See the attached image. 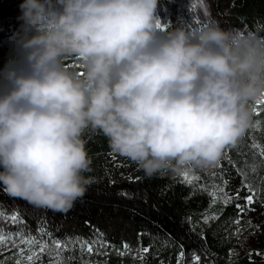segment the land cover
Masks as SVG:
<instances>
[{"label": "clouds", "instance_id": "9594fccd", "mask_svg": "<svg viewBox=\"0 0 264 264\" xmlns=\"http://www.w3.org/2000/svg\"><path fill=\"white\" fill-rule=\"evenodd\" d=\"M159 0H23L0 68V186L67 213L97 182L86 132L152 178L219 164L264 99V24L165 27ZM67 61L74 62L73 68Z\"/></svg>", "mask_w": 264, "mask_h": 264}, {"label": "trees", "instance_id": "16d2710c", "mask_svg": "<svg viewBox=\"0 0 264 264\" xmlns=\"http://www.w3.org/2000/svg\"><path fill=\"white\" fill-rule=\"evenodd\" d=\"M177 0H159L158 8L167 16L165 27H178L181 23L193 29L191 12L180 6ZM210 6L212 21L224 29L246 32L257 23L264 24V0H206ZM23 0H0V68L7 63L11 45L9 38L23 23L20 4ZM170 20V22H169ZM211 21V22H212ZM73 68L77 65L67 61ZM256 111V102H253ZM257 121L259 124L257 125ZM86 148L92 158V171L85 175L96 178L84 197L67 213L38 209L23 199L9 196L0 186V210L11 214L18 211L27 228L35 235L39 227L46 229L52 238L79 236L92 239L95 230L122 249L124 242L132 253L117 255L114 250L108 255H88L82 259L94 264H141L135 249L152 245L145 254L143 264H177L181 251L184 264H193L192 253L200 257V264H264V164L259 146H264V115H253L252 127L236 148L225 150L218 165L208 169H186L181 174L171 172L148 178L137 165L111 151L108 140L99 132H86ZM256 144L258 147L253 148ZM231 149V150H229ZM256 165L252 171L251 165ZM243 172L248 182L257 187V202L254 211H248V219L254 222L256 233L249 237L237 235L234 223L238 209L233 201L228 206L220 203L210 206V196L200 190L201 185H210L213 172L215 181L222 184L228 180L225 191L242 185ZM188 173V180L184 173ZM222 173V175H221ZM246 190L241 191L242 193ZM218 214L219 219L204 222L205 215ZM143 233V236L140 234ZM48 239L47 236L44 237ZM168 246H164V242ZM229 252L233 255L229 257ZM258 253V254H257ZM67 255V253L65 254ZM73 264H80L81 257Z\"/></svg>", "mask_w": 264, "mask_h": 264}, {"label": "snow or ice", "instance_id": "6c2138e0", "mask_svg": "<svg viewBox=\"0 0 264 264\" xmlns=\"http://www.w3.org/2000/svg\"><path fill=\"white\" fill-rule=\"evenodd\" d=\"M197 23H200V21H197ZM207 23L208 21L205 18L204 24ZM262 115H264V99L256 102L255 116L260 117ZM256 123L258 125L259 121ZM252 147L257 148L258 146L253 144ZM259 153L262 157L261 164H264V146H259ZM250 167L252 171L256 170L255 164ZM237 172L242 176V185L240 188L236 189L234 195L225 191L228 185L227 179H224L222 184L216 183L215 177L217 174L215 172L212 174L213 180L210 182V185H201L200 190L206 192L210 196V206L220 203L226 207L232 204L233 201L243 199L244 204L238 202L235 204V207L239 211L234 223L239 225V217L241 215L246 211H254L252 205L257 202L258 191L255 185L248 182L247 177L243 172L239 169H237ZM184 179H189L187 172L184 173ZM243 190H247L246 195L241 197L240 193ZM261 190L264 191V186L261 187ZM203 219L205 223H208L212 219H219V215H205ZM4 225H10L15 230H8ZM250 226L251 222L249 221V227ZM237 232H239V228H237ZM143 235V233L140 234V236ZM45 236H47L48 239H45ZM164 246H168L167 241L164 242ZM151 247V244L148 247H138L135 249L136 255L133 256V259L136 260L138 258L141 264H143L145 254L149 253ZM12 248L16 249V252L13 253V255L18 257L15 260V264H38L45 255L48 257L49 264H73V261L77 259L76 253H79V256L81 257L80 264H93L90 260L86 261L82 259L85 253L91 255L95 252L97 255L107 256L108 250L111 249L114 250L117 255L123 256L133 252L131 246L126 242L122 244L123 250L117 249L115 245L111 244V242L105 238V234L101 233L98 229L95 230V235L92 239L79 236H66L64 239L52 238L51 234L47 233L45 228L39 226L34 235L31 230L27 228V225L18 211H13L11 214H7L6 211L0 210V256H3L5 250L10 251ZM66 253L67 255H65ZM232 255L233 253L229 252V257ZM192 258L193 264H200L199 255L193 252ZM184 259L185 254L183 246L181 245V251L176 258L177 264H184ZM7 260L8 257H5L4 260H0V264H6ZM160 264H164V261H160Z\"/></svg>", "mask_w": 264, "mask_h": 264}, {"label": "rangeland", "instance_id": "374dc122", "mask_svg": "<svg viewBox=\"0 0 264 264\" xmlns=\"http://www.w3.org/2000/svg\"><path fill=\"white\" fill-rule=\"evenodd\" d=\"M176 2L180 4V6L184 7L185 9H188L191 12V19L194 23L193 29H198L202 27L204 25L205 18L207 19L208 23L212 21L210 6L206 0H177ZM157 14L159 18L161 19L162 23L166 25L167 16L164 15L162 11L159 10V8L157 9ZM197 21H200V23H197ZM237 32H241V31L237 30ZM235 191L236 189H231L229 193L234 195ZM246 191L243 193L242 192L240 193L241 197L246 195ZM238 203L244 204L243 199L239 200ZM247 212L248 211H246L243 215L239 217L240 224L238 225L239 232H237V235L242 238L249 237L250 235H253L256 233L255 224L254 222L248 219ZM249 221L251 222L250 227H249ZM4 227L8 230H13V231L15 230L10 225H4ZM108 251H111V249H109ZM15 252H16L15 248H12L10 251L5 250L3 256H0V260H4L5 257H8L6 264H15V260L18 258L17 256L13 255V253ZM91 255H96V253L94 252ZM38 264H49L47 255L43 256L41 261L38 262Z\"/></svg>", "mask_w": 264, "mask_h": 264}]
</instances>
